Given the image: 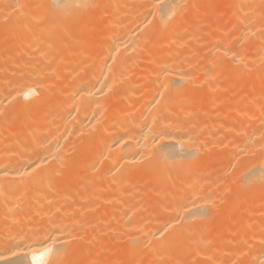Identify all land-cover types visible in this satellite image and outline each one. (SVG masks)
Segmentation results:
<instances>
[{"label": "bare ground", "instance_id": "1", "mask_svg": "<svg viewBox=\"0 0 264 264\" xmlns=\"http://www.w3.org/2000/svg\"><path fill=\"white\" fill-rule=\"evenodd\" d=\"M0 264H264V0H0Z\"/></svg>", "mask_w": 264, "mask_h": 264}, {"label": "snow or ice", "instance_id": "2", "mask_svg": "<svg viewBox=\"0 0 264 264\" xmlns=\"http://www.w3.org/2000/svg\"><path fill=\"white\" fill-rule=\"evenodd\" d=\"M49 253L58 254L55 248L45 249L44 255H48Z\"/></svg>", "mask_w": 264, "mask_h": 264}]
</instances>
